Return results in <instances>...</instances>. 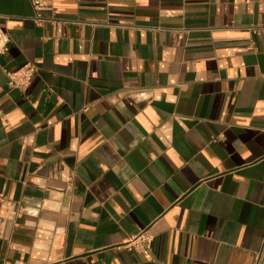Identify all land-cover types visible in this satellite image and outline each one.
Masks as SVG:
<instances>
[{
  "label": "crops",
  "instance_id": "1",
  "mask_svg": "<svg viewBox=\"0 0 264 264\" xmlns=\"http://www.w3.org/2000/svg\"><path fill=\"white\" fill-rule=\"evenodd\" d=\"M0 26V264H255L264 0H0Z\"/></svg>",
  "mask_w": 264,
  "mask_h": 264
},
{
  "label": "built area",
  "instance_id": "2",
  "mask_svg": "<svg viewBox=\"0 0 264 264\" xmlns=\"http://www.w3.org/2000/svg\"><path fill=\"white\" fill-rule=\"evenodd\" d=\"M35 7L40 4V0H29ZM10 37L8 33L0 26V54L4 53L8 49ZM37 71V67L31 61H25L17 68L12 70H6L7 84L10 88H16L20 91H24L34 74ZM140 96L144 95V92L138 93ZM144 97V96H143ZM151 242L152 236L146 231H141L133 235L126 243L125 247L129 250H135L152 259L151 254ZM264 261V237L261 248L255 254V264H262Z\"/></svg>",
  "mask_w": 264,
  "mask_h": 264
}]
</instances>
